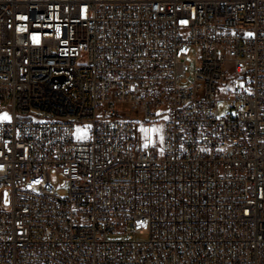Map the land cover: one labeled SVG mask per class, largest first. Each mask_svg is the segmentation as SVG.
Masks as SVG:
<instances>
[{
	"label": "built area",
	"instance_id": "1",
	"mask_svg": "<svg viewBox=\"0 0 264 264\" xmlns=\"http://www.w3.org/2000/svg\"><path fill=\"white\" fill-rule=\"evenodd\" d=\"M5 113L0 264H264V0H0Z\"/></svg>",
	"mask_w": 264,
	"mask_h": 264
},
{
	"label": "rangeland",
	"instance_id": "2",
	"mask_svg": "<svg viewBox=\"0 0 264 264\" xmlns=\"http://www.w3.org/2000/svg\"><path fill=\"white\" fill-rule=\"evenodd\" d=\"M189 61H190V64L188 67V71L190 72L191 76L193 77L194 76V66H195V54H194V52H191V54L189 55ZM217 110H218V114L221 116H225V115L233 112V109L231 107V101L229 100V96L225 94L224 90L219 95ZM77 127H78L77 131H79L80 134L82 132H87L90 129L89 125H87V124H81ZM154 129L158 130L157 132H159V134L161 133V130H162L161 125H159V124L155 125ZM144 130H147V128H144ZM51 177H52L53 184L57 185V190L60 191L61 187L58 185L59 184L58 174L55 170H53L51 172ZM9 203H10V192L6 191L4 200H2V198H0V206L8 205Z\"/></svg>",
	"mask_w": 264,
	"mask_h": 264
},
{
	"label": "snow or ice",
	"instance_id": "3",
	"mask_svg": "<svg viewBox=\"0 0 264 264\" xmlns=\"http://www.w3.org/2000/svg\"><path fill=\"white\" fill-rule=\"evenodd\" d=\"M8 119H10V117L8 116V114H0V120H8ZM145 132H147V131H158V130H156V129H153V130H144Z\"/></svg>",
	"mask_w": 264,
	"mask_h": 264
}]
</instances>
